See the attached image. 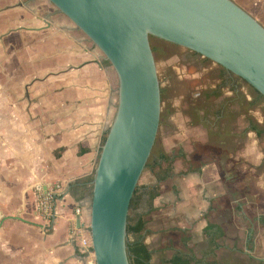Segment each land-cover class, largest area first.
Here are the masks:
<instances>
[{
  "label": "crops",
  "instance_id": "1",
  "mask_svg": "<svg viewBox=\"0 0 264 264\" xmlns=\"http://www.w3.org/2000/svg\"><path fill=\"white\" fill-rule=\"evenodd\" d=\"M14 1L0 0V264H87L71 234L74 210L80 209L83 223L90 221V179L117 110V75L90 40L75 42L23 8L8 9ZM234 1L264 25V0ZM181 170L172 169L167 180ZM182 174L189 176L182 191L197 195L199 168ZM154 178L144 185L157 183ZM167 180L153 200L145 239L156 252L158 233H171L165 248L174 251L160 264L186 253L173 244L176 233L190 253L183 243L188 229L175 211L181 190ZM56 181L64 188L47 222L38 198Z\"/></svg>",
  "mask_w": 264,
  "mask_h": 264
},
{
  "label": "water",
  "instance_id": "2",
  "mask_svg": "<svg viewBox=\"0 0 264 264\" xmlns=\"http://www.w3.org/2000/svg\"><path fill=\"white\" fill-rule=\"evenodd\" d=\"M49 1L102 52L117 75L118 105L94 173L89 231L96 264H131V201L162 115L151 39L210 59L264 96V25L234 0ZM76 226H84L80 214Z\"/></svg>",
  "mask_w": 264,
  "mask_h": 264
},
{
  "label": "rangeland",
  "instance_id": "3",
  "mask_svg": "<svg viewBox=\"0 0 264 264\" xmlns=\"http://www.w3.org/2000/svg\"><path fill=\"white\" fill-rule=\"evenodd\" d=\"M71 26L75 25L71 23ZM151 43L164 90L161 123L153 153L179 156L172 164L173 171L199 168L197 195L194 191H182L189 179L182 174L186 170L174 172L176 175L164 182L170 187L177 184L181 190V201L176 198L175 211L181 212L182 226L188 229L193 252L198 259H204L199 264L214 261L264 264V133L259 136L250 129V120L264 123V98L252 103L259 95L248 84L236 93L226 87L219 99H207L204 94L196 98L193 93L197 90L215 89L222 68L187 48L157 38H152ZM185 59L193 60L195 67L200 69L198 73L188 72L192 68L182 65ZM193 78L208 80V87L206 83L204 88H196L197 84L192 86ZM198 108L202 111L198 112ZM203 114H208L209 124L203 122ZM187 162L190 166H186ZM150 177L155 176L146 169L139 185L148 184ZM207 221L221 224L226 232L218 248L209 245L202 236V227ZM169 234V231L158 233L160 237L157 235L152 243L157 247L156 252L152 251V264H160L161 259L173 253V248H165ZM176 234L175 240L172 237L173 244L187 253Z\"/></svg>",
  "mask_w": 264,
  "mask_h": 264
},
{
  "label": "trees",
  "instance_id": "4",
  "mask_svg": "<svg viewBox=\"0 0 264 264\" xmlns=\"http://www.w3.org/2000/svg\"><path fill=\"white\" fill-rule=\"evenodd\" d=\"M107 65H110L109 61H106ZM223 75L221 76V84L218 88L213 92L215 97H220L224 94V89L226 87L231 90H235L238 86L242 84H248L243 81L238 76L234 75L237 79L234 85L230 86L231 79L227 75V70L223 67ZM249 85V84H248ZM252 87V86H251ZM253 88V87H252ZM254 89V88H253ZM258 93V97H256L252 103L256 104L264 98L262 94H260L256 89H254ZM218 116H221L218 114ZM250 129L255 131L257 135H262L264 133V123L258 124L250 120ZM106 136L104 137L103 144L106 140ZM183 156V154L181 153ZM100 156V154H99ZM176 155H169L165 152H161L160 154H155L152 151L151 157L147 163L146 169L152 171L157 178V183L151 185H139L133 195L131 206H130V215L128 218V254L129 260L131 264H151V259L153 252L148 248L145 243L146 236L148 234L147 225L150 221V216L155 211V207L153 204V200L160 195L161 193V185L160 183L167 180L172 175V164L177 159ZM99 157L97 159L96 167L98 164ZM167 165L165 167L164 165ZM95 167V170H96ZM95 173V171H94ZM92 181L91 185V195L93 193V177L90 179ZM142 209V210H140ZM133 212V215L131 214ZM187 233V231H185ZM202 233L205 241L215 248L221 246V241L225 237L226 232L221 224L208 222L207 225L202 229ZM191 237L188 236L183 239V243L186 247H189L190 253H178L173 258L164 260L163 264H192L194 262L201 263L204 259H196V256L193 252V248L188 246ZM212 264H226L219 261H214Z\"/></svg>",
  "mask_w": 264,
  "mask_h": 264
},
{
  "label": "flooded vegetation",
  "instance_id": "5",
  "mask_svg": "<svg viewBox=\"0 0 264 264\" xmlns=\"http://www.w3.org/2000/svg\"><path fill=\"white\" fill-rule=\"evenodd\" d=\"M11 7L23 8V9L27 10L28 14L30 13L33 19L39 20L40 22H42L44 27L52 29L55 32H62L65 35H68L69 38L75 42H80L82 39L84 41L88 40L87 38H84V35H82L80 33V31H81L80 29H78L76 26H71L72 22L70 21V19L67 16H65L61 11H59L49 0H15L14 4H12V6H7L8 9ZM74 35H76L77 37H75ZM161 41L166 42L163 40H161ZM166 43H169V42H166ZM170 44H172V43H170ZM173 45H175V44H173ZM176 46H178V45H176ZM179 47H181V46H179ZM165 48H167V47H164V49ZM153 50H155V49L153 48ZM165 50H167V49H165ZM189 51H192V50H189ZM192 52H194V51H192ZM194 53L197 56L203 57L202 55H200L196 52H194ZM191 58H193V57H191ZM203 58L206 60H210V59L205 58V57H203ZM185 60H186V63H183L182 65L188 69L192 68V70H188V72L193 74V75L195 73H198V71L200 69L198 67H195V65L192 63L193 60L192 59H190L191 61L189 59H185ZM218 66H220V65H218ZM220 67L222 68V71L220 72L219 83L215 87V89L213 88L212 90H210L211 88L210 89L207 88V90H204V91L203 90L202 91L197 90L196 92L193 93V95L195 94L196 98L201 96L202 94H204V96L207 99H211V98L215 97L213 95V92L221 84V76L223 75V72H224L223 67L222 66H220ZM227 75L231 79L230 86L234 85L237 81V79L234 76L235 74L233 75V73H231L227 70ZM204 77L206 78L208 76H204ZM204 77H202V78H204ZM193 79H194V81L193 82L191 81V85L194 86L197 84L196 88H199L200 86H202V88H204L203 84L206 83V81H208V80L201 81L198 78H193ZM195 79H197V80H195ZM183 83H185V82H183ZM187 83H190V81ZM206 85L208 87L207 83H206ZM244 85L245 84L238 86L236 88V92H239L241 89H243ZM161 91H162V110H163V93H164V90L162 88V85H161ZM224 94H225V92H224ZM223 95H221L220 97H222ZM220 97H216V98L219 99ZM197 110H198V112L202 111L199 108ZM202 120H203V122H206V124H209L208 114H203Z\"/></svg>",
  "mask_w": 264,
  "mask_h": 264
},
{
  "label": "built area",
  "instance_id": "6",
  "mask_svg": "<svg viewBox=\"0 0 264 264\" xmlns=\"http://www.w3.org/2000/svg\"><path fill=\"white\" fill-rule=\"evenodd\" d=\"M64 185L60 181L54 182L38 198V211L43 218L49 222L54 218L56 212V198L63 191ZM80 209L76 208L74 214H79ZM74 238L79 240V251L87 258V264H96L94 251L92 249V239L89 231V222L78 228L74 226L71 230Z\"/></svg>",
  "mask_w": 264,
  "mask_h": 264
}]
</instances>
